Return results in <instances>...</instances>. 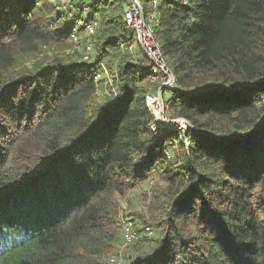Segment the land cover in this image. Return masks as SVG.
I'll list each match as a JSON object with an SVG mask.
<instances>
[{
	"label": "trees",
	"instance_id": "1",
	"mask_svg": "<svg viewBox=\"0 0 264 264\" xmlns=\"http://www.w3.org/2000/svg\"><path fill=\"white\" fill-rule=\"evenodd\" d=\"M73 1L106 18L95 60L17 71L69 43L71 21L48 0H0V264H110L124 245L118 199L151 177L165 185L163 235L136 264H264V0H157L166 109L188 125L163 135L146 63H117L116 92L90 106L94 72L133 33L120 5Z\"/></svg>",
	"mask_w": 264,
	"mask_h": 264
},
{
	"label": "rangeland",
	"instance_id": "2",
	"mask_svg": "<svg viewBox=\"0 0 264 264\" xmlns=\"http://www.w3.org/2000/svg\"><path fill=\"white\" fill-rule=\"evenodd\" d=\"M85 2H86V5L90 7L92 0H86ZM109 3L111 4V5L109 4L111 7L117 4L122 6V1H119V0H109ZM51 5L54 7L53 3H51ZM114 7H117V6H114ZM81 9H83V6ZM87 10L88 11H87L86 17L90 14V10L89 9ZM60 14L62 15L60 19L63 20L65 18L64 17L65 12L63 9H60ZM108 15H113V14L112 12H108ZM95 17L97 18L98 26L96 28L95 34L89 39L90 42L92 43L93 50H94V54L92 55V58H93L92 61L95 60V56L97 55L96 49L99 48V45L103 41L102 39L105 36L109 35V33L107 34L108 28L103 24L106 18L100 17V16H95ZM79 39H80L81 48L76 53H69V49H71L72 47L70 42L69 43L65 42L64 44H61V45L50 44L44 48L41 47L40 52L38 54L33 55L29 58L26 57L25 59L20 60L19 61L20 65H18L15 70L20 71V70H24L28 68V71H30V70H34L36 65L39 67H47L57 62L59 63H65V62L70 63L71 62V63L78 64L82 60V55H83L82 47H83L84 42L87 40L86 34L84 32H81L79 34ZM133 53L137 56V59L142 58V61L137 60V63L135 64H139V63L148 64L149 63L147 59L143 57V54L141 53V50H139V48L134 50ZM130 54L125 49L122 50L120 48V51L119 53H117V55L114 54L113 58L109 56L108 59L104 60L102 63L105 68H106V62L109 60L112 65L113 73H110V71L107 70L108 75L110 74L114 76L116 74L115 72L116 64L121 62L122 60L125 59L131 62V59L128 58ZM110 75L109 77L113 80V83L112 82L111 83L113 84L114 87L117 88L115 77L113 79ZM109 88L110 87L107 85V81H102L98 83V89L93 99L90 102V106L95 107L96 105H99L100 102L106 96H108V93L110 91ZM171 96H172V93L166 90L163 94L164 103H167ZM161 116H162L161 119H164L166 121L165 122L162 121L163 124L159 123V121L155 122V124L152 126V129H155L156 133L159 132L160 134H162L164 131H172V130L174 131L176 130L178 131V133L186 132V128L188 127V125L184 122V119L182 120V118L173 117V114L169 112V110L166 109V104H163L162 106ZM178 120L181 122H178ZM179 127H182V128H179ZM183 143H184V146L186 147L187 142L183 140ZM179 152H180V146L176 142H173L171 145L167 147V149H163L162 151V153L167 158L172 157L173 153L177 155L179 154ZM22 162H25V159L23 157L19 161L17 160L15 164L22 163ZM161 180L162 178L160 177H151L144 186L131 188L128 191H126L123 197H120L118 199V203H119L118 219H120V221H126L130 223L132 227L134 224L136 231L138 229H141V227H146L148 228L149 231H151V233L148 231L150 236L148 234L138 233L140 236L138 237L137 240H135V243L131 245L129 244V246H126V247L120 246L118 250H114L112 253H110L107 258L108 263L110 264H136V261L134 258L138 257L139 255L144 254L146 250L149 249V247L153 248L154 245L156 246L157 243L162 238L163 234H158V236L155 235L156 230H158V228H156L155 230L156 223L157 224L161 223V219L163 218L162 217L163 215H160V214H161L162 208L165 207V203L163 204L165 200H162L165 185H163ZM151 224L153 225L152 226L153 232L151 230ZM133 230H134V227H133ZM143 236H146V238H143ZM149 240H150V244L147 245ZM145 244L146 246H144ZM117 252H120V254L119 253L117 254ZM113 257L115 258V262H112L114 260Z\"/></svg>",
	"mask_w": 264,
	"mask_h": 264
},
{
	"label": "built area",
	"instance_id": "3",
	"mask_svg": "<svg viewBox=\"0 0 264 264\" xmlns=\"http://www.w3.org/2000/svg\"><path fill=\"white\" fill-rule=\"evenodd\" d=\"M48 1L54 4L56 12L60 13V9L64 10L65 18L63 20L71 21L68 40L72 47L69 49V53H76L80 50L79 34L81 32L86 34L87 40L82 47L83 55L80 63H91L94 50L89 39L95 34L98 26L97 18L95 16L86 17L88 11L87 7L83 6V9H81L82 7L77 8L74 5L73 0ZM121 9L122 21L126 28L133 33V40L121 45L120 48L122 50L125 49L129 54L131 53L130 59L134 64L137 63V60L139 61L137 56L133 53V51L138 48L141 50L143 57L149 62V80L156 89L154 92L148 93L145 96V104L154 117L155 115L156 117L159 115V117H162V106L165 104L163 101V94L166 90L170 92L174 90L175 79L166 66L158 42L154 39V27L159 25V12L157 10L158 1L153 0L144 7L141 0H122ZM109 75L103 64H99L97 70L93 74V80L95 82H99L100 80L107 81L110 91L114 94L116 89L113 86V80ZM110 76L114 79L112 75ZM184 122L187 124L185 120ZM120 228L122 240L124 242L123 247L138 239V235L133 230L130 223H121ZM112 262H115V258Z\"/></svg>",
	"mask_w": 264,
	"mask_h": 264
},
{
	"label": "bare ground",
	"instance_id": "4",
	"mask_svg": "<svg viewBox=\"0 0 264 264\" xmlns=\"http://www.w3.org/2000/svg\"><path fill=\"white\" fill-rule=\"evenodd\" d=\"M159 116H160V115H159ZM159 116H158V118H159V123H162V124H163V122H162V121H164V122H165L166 120H164V119H161ZM178 122H181V121H179V120H178ZM162 124H161V125H162Z\"/></svg>",
	"mask_w": 264,
	"mask_h": 264
},
{
	"label": "water",
	"instance_id": "5",
	"mask_svg": "<svg viewBox=\"0 0 264 264\" xmlns=\"http://www.w3.org/2000/svg\"><path fill=\"white\" fill-rule=\"evenodd\" d=\"M238 89V88H237ZM199 93V92H198ZM160 118H162V117H160ZM156 121H159V118L158 117H155V122Z\"/></svg>",
	"mask_w": 264,
	"mask_h": 264
}]
</instances>
